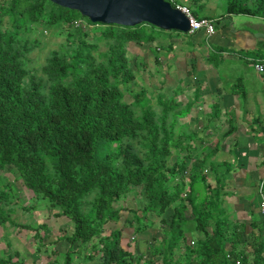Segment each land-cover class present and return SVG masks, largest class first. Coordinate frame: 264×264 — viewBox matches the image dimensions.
<instances>
[{
  "label": "trees",
  "instance_id": "obj_1",
  "mask_svg": "<svg viewBox=\"0 0 264 264\" xmlns=\"http://www.w3.org/2000/svg\"><path fill=\"white\" fill-rule=\"evenodd\" d=\"M224 16L264 21V0H225ZM43 31L66 41L35 66L28 57L38 44L32 35ZM179 34L147 23H91L48 0H0V172L14 169L37 198V207L22 211L44 203L70 223V235L62 229L47 243L36 234L39 243L52 245L50 254L60 256L58 247H65L48 264H264V219L250 223L248 231L233 223L224 208V179L212 188L203 173L207 159L193 158L204 147L196 143L207 139L180 119L195 100L181 102L178 85L171 97L164 95L165 82L149 83L151 94L143 87L132 90L138 81L128 47L160 43L158 50L170 53V40ZM153 53L159 72L162 57ZM218 55L211 52L209 60ZM138 187L142 210L123 207ZM11 196L0 187V226L8 218L20 230H34L15 223ZM149 214L160 227L143 255L137 243ZM38 228L51 230L45 223ZM7 246L0 264H26Z\"/></svg>",
  "mask_w": 264,
  "mask_h": 264
},
{
  "label": "crops",
  "instance_id": "obj_2",
  "mask_svg": "<svg viewBox=\"0 0 264 264\" xmlns=\"http://www.w3.org/2000/svg\"><path fill=\"white\" fill-rule=\"evenodd\" d=\"M200 4L203 3L200 2ZM199 15L214 19L216 31L212 37H208L210 40L208 48L203 46L200 37L195 42L197 48H193L194 51L189 53L195 64L187 68L185 73L187 78L192 79L193 84L197 81L195 86L190 87V97L195 102L191 112L189 111L190 119L186 123L200 138L207 139V143L202 144L199 141L196 143V145L204 147L201 150L199 146L193 153V158L194 160H201L202 157L207 159L204 163L203 173L212 188L216 186L218 179H224V187L223 190L221 189L224 208L233 223L244 225L248 231L250 223L261 220L258 208L260 195L257 187L264 176L262 165L264 100L257 97L255 93L251 95L245 92L241 78L238 77L235 79L239 83L236 90L235 81L229 83L227 77L224 79L214 70L209 55L211 52L219 53L220 56H216L217 60H213L214 65L215 63L222 65L224 62H229V65L236 66L241 59H245L241 56L243 52L246 55L249 53L257 55L248 57L247 61L250 63L251 59L260 58L258 50L259 48L264 49V21L248 18L250 21L245 19L243 23L238 22L239 27L236 30L232 23L233 17L224 16L221 18L219 16L216 18L214 14L203 12H199ZM201 33L204 35L203 32ZM250 34H257L259 40L256 41ZM200 49L202 53L199 52ZM182 88L186 89L187 85L184 84ZM206 125L209 126L205 127ZM210 128L211 130H209ZM221 157L229 158L222 160ZM221 163H224L225 166L221 167ZM219 169L221 172L218 171ZM187 218L191 219L189 216ZM158 231L159 228L155 233L145 231L147 237H144V232L142 239L140 238L137 244L144 245L149 242L150 238ZM3 234L0 232V244H4L0 250L8 253V246L3 239Z\"/></svg>",
  "mask_w": 264,
  "mask_h": 264
},
{
  "label": "rangeland",
  "instance_id": "obj_3",
  "mask_svg": "<svg viewBox=\"0 0 264 264\" xmlns=\"http://www.w3.org/2000/svg\"><path fill=\"white\" fill-rule=\"evenodd\" d=\"M190 0H183V3L186 5H190L192 7L191 10H195L196 12H203L208 14H214L216 18H219V16L225 15V0H201L203 4H205V7L202 11H199L196 7L192 5ZM212 9V10H210ZM250 21L248 17L244 16H233V24L235 25L236 30L238 29L239 25L238 22L243 23L245 21ZM81 22V21H80ZM82 24V22H81ZM247 29V28H242ZM181 33V32H180ZM236 33V32H235ZM180 38L172 39L171 42L174 43V50L170 53H162L163 51L158 50L160 48V43H153L143 46H137L133 45L131 47H128L127 55L128 58L131 61V66L134 71L135 78H137L138 83L132 86L133 91H138L140 87H143L147 94H151L153 92V89L150 88L149 83H163L164 85V95L166 96H172L173 90L176 88L175 85L179 84L181 87H184V84L187 85V88L184 89V91L177 93L178 99L186 103L189 99H191V86H195V83L193 84L191 78H187L185 76L186 69L189 68L191 65L195 64L193 63V59L191 56H189L190 51H194L193 48H197L195 46V42L200 37L202 39L203 46L208 48L210 46V40L203 39L205 36L202 35L201 32H197L196 36H188L186 33L179 34ZM255 38V40H259V37L257 34H250ZM33 38L38 42L36 48L29 54V58L31 59V62L33 65H43L45 63V59L49 55L50 52L57 51L59 49V46L64 44L66 41V38L62 34H58L56 32H44L41 35L40 32L35 33L32 35ZM175 38V37H173ZM263 45V44H262ZM259 45V46H262ZM157 51V56H161V70L159 72H155V69L157 68V64L154 62V53L153 51ZM259 55H261L258 59H264V49L259 48ZM176 52V53H175ZM200 53H202V50H199ZM162 53V55H161ZM187 54V57H186ZM242 58H245L244 60L241 59L236 66L235 65H229V62H224L222 65L219 63L213 64V60H217L215 56L212 57V65L214 66V70L222 75L224 79L226 77L228 78L229 83H233L235 81L236 90L239 85L237 82L236 77L241 78V83L243 84L244 91L248 94H254L264 100V81L261 79V77L255 72L254 65L247 61L249 59L248 57H255L257 55L248 54L246 55L245 52L241 53ZM143 58V60L147 64V72H143V67L139 64L138 58ZM219 57V55L217 56ZM257 59V58H256ZM174 61V62H173ZM173 62V63H172ZM168 63H170V67L168 66ZM134 64V66H133ZM232 67V68H231ZM175 70V71H174ZM154 71L152 75L149 73ZM196 75V73H195ZM198 76V75H196ZM200 75V79H201ZM220 80H222L220 78ZM181 82H183L181 84ZM155 87H157L155 85ZM225 88V86L223 85ZM126 99L131 100L130 96L126 94ZM191 112V111H190ZM190 119V115L185 116L180 119L181 123H186ZM217 121V119H215ZM209 125H206L205 127H208ZM211 130V128L209 129ZM222 160H227L229 157H221ZM175 158H172L171 163H173ZM187 163H191L189 160ZM224 164V163H223ZM224 167V165H223ZM218 171L221 172L219 169ZM8 172V173H6ZM6 177V179L4 178ZM0 187L9 189L10 193L13 194L11 197L13 209L15 212L12 214V218L14 219L15 223L20 226H29L34 230H30L27 228H21L20 227H14L9 219H5V222H2V227H0L1 234L4 233L5 237L3 239L8 245H11L15 251H18V253L21 255V257L25 260L26 264H33V261L36 260L34 263L41 264V257L42 255H46L51 248V244H42L39 243V240L36 236H41L44 239L45 243L50 242L57 238V235H61L60 231L64 229L67 231V234L70 235L72 232V228L70 227V223L67 222V219L56 215H53V211L47 210L46 205L39 204L38 208L30 209L27 211H22L24 208L31 207H37V198L29 191L27 190L23 185L22 182L18 179V174L14 169H11L10 167H6L4 172L1 173L0 176ZM199 200V199H198ZM39 202V201H38ZM144 203V197L140 191V188H135L132 193H130L128 196L125 197L123 202V207L132 208L136 210H142ZM24 207V208H23ZM116 207L118 208V204H116ZM123 210L122 216L125 215L126 210ZM57 211V212H56ZM59 210H55L56 213H58ZM190 213L187 211V215ZM190 216V215H189ZM148 219L145 221L146 224V232L155 233L157 228L160 227V224L158 225V219L154 217L153 215H147ZM126 218V217H125ZM124 218V220H125ZM123 221L120 222L122 224ZM46 224L51 230H44L42 228H38V225ZM6 226V227H5ZM3 230V232H2ZM155 230V231H154ZM145 232L144 237H147V233ZM148 232V233H149ZM162 233V232H160ZM129 237L128 233L124 234V239ZM49 239V240H47ZM4 244H0V247H3ZM146 243L144 245L138 244L137 248L140 249L139 252H142L143 255L145 253ZM45 248H47L45 252ZM37 251V252H36ZM42 260L44 261L45 258L42 256ZM55 259L54 255H50V257L47 258V262L45 264H48L50 261ZM43 264V262H42Z\"/></svg>",
  "mask_w": 264,
  "mask_h": 264
},
{
  "label": "water",
  "instance_id": "obj_4",
  "mask_svg": "<svg viewBox=\"0 0 264 264\" xmlns=\"http://www.w3.org/2000/svg\"><path fill=\"white\" fill-rule=\"evenodd\" d=\"M77 11L91 23L133 27L147 23L161 30L186 33L187 17L165 0H48Z\"/></svg>",
  "mask_w": 264,
  "mask_h": 264
},
{
  "label": "clouds",
  "instance_id": "obj_5",
  "mask_svg": "<svg viewBox=\"0 0 264 264\" xmlns=\"http://www.w3.org/2000/svg\"><path fill=\"white\" fill-rule=\"evenodd\" d=\"M166 1V0H165ZM166 2H168V1H166ZM191 2V1H190ZM189 2V3H190ZM193 6H195V4L193 5ZM198 10H199V8L197 7V6H195ZM173 8H177V9H179L186 17H187V19H188V25H189V17H192V18H195V19H197V20H208V21H210V22H212L213 23V26H214V33L213 34H208V33H206V31L203 29V28H200V29H197L195 32H190V29L188 30V32H186V34H188V36H195L196 34H197V32H203L204 33V35H205V37L206 38H208V37H212L214 34H215V31H216V29H215V27H216V21L214 20V19H212V18H208V17H201L200 15H199V12H196L195 10H191L192 9V7L188 4V5H186V4H183V5H179V6H176V7H173ZM183 8H185L186 9V12L185 11H182V9ZM203 9V8H202ZM193 11H195L198 15H199V17H196L194 14H193ZM199 11H201V10H199ZM161 30V29H160ZM166 31V30H165ZM169 31H175V30H169ZM179 32V31H178ZM181 33H183V32H181ZM176 36V35H175ZM180 38V37H179ZM173 39H175V38H173ZM181 39V38H180ZM172 40V39H171ZM171 40H170V42H171ZM166 41H168V40H166ZM176 53V52H175ZM174 62V61H173ZM172 62V63H173ZM253 65H254V69H255V65L256 64H262V65H264V59H255V60H252V62H251ZM168 66L170 67V63H168ZM175 71V70H174ZM255 72L262 78V80L264 81V77L262 76V75H260L257 71H256V69H255ZM183 82H181V84H182ZM178 86H180L181 87V85H179V84H177ZM176 86V85H175ZM189 100H192V98L191 99H189ZM188 100V101H189ZM193 102V101H192ZM193 162V161H192ZM191 162V163H192ZM190 163V164H191ZM6 168V167H5ZM264 169V168H263ZM5 170V169H4ZM4 170L2 171V172H4ZM2 172H0V174L2 173ZM1 176V175H0ZM4 178V177H3ZM4 179H6V177L4 178ZM19 179V178H18ZM263 183H264V176H263V178H262V180L260 181V185H259V187H257V189H259L260 188V186H263ZM12 187H10V188H8L7 190L9 191V189H11ZM139 188V187H138ZM12 190V189H11ZM133 192V191H132ZM131 192V193H132ZM259 193V192H258ZM11 195H13V194H11ZM260 195V194H259ZM13 198V197H12ZM260 199H261V197H260ZM259 203H260V201H259ZM259 208V207H258ZM260 214V213H259ZM260 217H261V215H260ZM262 218V217H261ZM0 227H2V228H4L3 226H0ZM6 227V226H5ZM144 233V232H143ZM142 233V234H143ZM3 236H4V234H3ZM147 244V243H146ZM148 244L150 245L151 244V240L148 242ZM52 246V245H51ZM45 249H47V248H45ZM51 250V249H50ZM50 250L48 251V252H46L47 254L46 255H42V256H44V258H45V260L43 261L42 259V256H40L41 257V264H42V262H43V264H45L46 262H47V258L48 257H50V255H54L55 256V259H53L52 261H54V260H56V259H60V257L62 256V254H63V252L65 251V247H63L62 246V248L60 249L59 247H58V250H60V256H57V255H55V254H50ZM51 262V261H50Z\"/></svg>",
  "mask_w": 264,
  "mask_h": 264
},
{
  "label": "built area",
  "instance_id": "obj_6",
  "mask_svg": "<svg viewBox=\"0 0 264 264\" xmlns=\"http://www.w3.org/2000/svg\"><path fill=\"white\" fill-rule=\"evenodd\" d=\"M182 11L186 12V9L183 8ZM203 28L206 33L213 34L214 33V26L213 23L208 20H197L195 18L189 17V29L190 32H195L197 29ZM256 71L264 77V65L262 64H256L255 65ZM258 192L260 194V203H259V213L261 217L264 219V193L262 186L258 189ZM236 264H239L236 262Z\"/></svg>",
  "mask_w": 264,
  "mask_h": 264
}]
</instances>
